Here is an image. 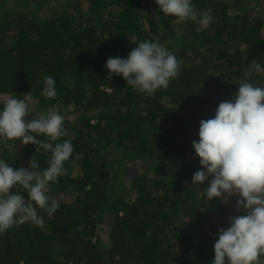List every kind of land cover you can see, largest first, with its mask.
<instances>
[{
  "label": "trees",
  "instance_id": "16d2710c",
  "mask_svg": "<svg viewBox=\"0 0 264 264\" xmlns=\"http://www.w3.org/2000/svg\"><path fill=\"white\" fill-rule=\"evenodd\" d=\"M192 3L212 9L200 31L155 0H0V98L25 99L29 120L60 113V140L74 145L66 174L48 192L59 209H38L43 225L0 234V264H211L238 196L208 201L207 182L192 184L202 168L192 141L200 121L233 98L250 62L264 63V0ZM157 38L182 61L168 88L147 96L122 76L107 78L108 57ZM44 75L55 78L54 98L42 95ZM253 83L264 86V73ZM33 156L48 166L50 153L38 145L0 139V157L14 169Z\"/></svg>",
  "mask_w": 264,
  "mask_h": 264
},
{
  "label": "clouds",
  "instance_id": "9594fccd",
  "mask_svg": "<svg viewBox=\"0 0 264 264\" xmlns=\"http://www.w3.org/2000/svg\"><path fill=\"white\" fill-rule=\"evenodd\" d=\"M155 3L165 15L195 22L197 31L212 21V9L197 10L192 0ZM136 45L127 57L107 58V78L122 76L135 91L154 96L179 77L182 61L158 38ZM259 73H264V63L254 59L243 71L233 98L220 102L214 116L200 121L199 139L192 141L202 166L193 174L192 184L207 182L203 188L208 201L238 196L237 214L228 218L226 228L217 230L211 264H260L264 258V86L253 83ZM43 82L42 95L54 98L55 78L44 75ZM32 112L25 99L14 95L0 106V139H19L24 145L32 143L39 151L43 148L50 153L48 166L43 169L35 156L29 167L15 169L0 157V234L25 222L43 225L45 220L38 209L51 216L60 207L48 192L51 184L66 174L65 162L71 158L74 145L70 140H60L66 135L63 115L50 110L26 119ZM42 135L55 143L36 138Z\"/></svg>",
  "mask_w": 264,
  "mask_h": 264
},
{
  "label": "rangeland",
  "instance_id": "374dc122",
  "mask_svg": "<svg viewBox=\"0 0 264 264\" xmlns=\"http://www.w3.org/2000/svg\"><path fill=\"white\" fill-rule=\"evenodd\" d=\"M9 6L10 7H13V6H16V3L14 2V1H12V2H10L9 3ZM42 15L43 16H47L48 15V12H47V14H46V12L44 11V12H42ZM175 25H177V23H176V21L175 22H172V26H175ZM180 37V34H179V31L176 33V37L175 38H179ZM7 98V97H6ZM6 98H0V103H2L3 102V100H5ZM117 156L118 157H121V153H119V154H117ZM134 162L135 161H133L131 164H130V166H129V170H131V168H132V166H133V164H134ZM134 170L132 169V171L131 172H133ZM130 171H128V173H129ZM133 196L131 197L132 199L134 198V196H135V194H132ZM112 219V218H111ZM111 224V222L108 220V219H106V221L104 222V224H102L101 226H100V228H103V227H108L109 225ZM101 236L102 237H105L106 236V234H104V233H102L101 234Z\"/></svg>",
  "mask_w": 264,
  "mask_h": 264
}]
</instances>
